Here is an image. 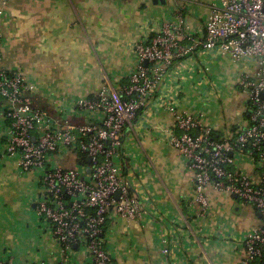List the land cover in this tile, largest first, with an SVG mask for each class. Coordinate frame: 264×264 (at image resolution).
Masks as SVG:
<instances>
[{"label":"crops","instance_id":"obj_1","mask_svg":"<svg viewBox=\"0 0 264 264\" xmlns=\"http://www.w3.org/2000/svg\"><path fill=\"white\" fill-rule=\"evenodd\" d=\"M0 8V67L24 72L35 88L33 106L72 123L99 121L98 114H81L74 102L94 98L106 80L116 87L128 83L136 65L134 44L150 25L173 20L176 10H182L198 35L209 14V4L202 0H0ZM233 68L228 58L201 52L174 61L152 97L125 125L120 137L123 175L144 215L131 220L110 212L105 249L112 264L239 263L241 237L260 225L261 215L211 186L206 189L210 214L193 215L188 205L193 173L166 132L172 125L171 104L212 124L216 135L244 125L247 100L233 82ZM237 90L241 93L235 96ZM3 102L0 98V106ZM7 125L0 115V259L88 264L85 247L75 244L62 253L38 218L33 199L39 194L40 172H21L17 157L5 153ZM60 163L78 164L70 153ZM163 243L169 248L165 259Z\"/></svg>","mask_w":264,"mask_h":264},{"label":"built area","instance_id":"obj_2","mask_svg":"<svg viewBox=\"0 0 264 264\" xmlns=\"http://www.w3.org/2000/svg\"><path fill=\"white\" fill-rule=\"evenodd\" d=\"M202 1L209 4V14L201 34L195 35L182 10H176L173 20L154 22L135 42L136 65L128 83L116 87L106 80L94 98L74 102L81 114L89 118L98 114V122L72 123L66 116L56 118L34 107L35 88L26 74L0 67L4 101L0 115L8 123L4 150L17 157L21 172H40L35 211L62 253L79 244L89 254L88 264H112L105 249L110 212L131 220L144 215L131 182L123 175L121 133L166 78L173 62L201 52L210 58H228L233 64L238 72L236 85L247 100V121L215 138L212 124L171 104L168 143L193 173L188 202L193 215L210 214L208 186L236 196L261 215L260 225L241 237L238 264H264V0ZM67 153L78 164L62 165L60 159ZM160 252L165 259L168 246L163 243ZM0 264L17 263L7 258Z\"/></svg>","mask_w":264,"mask_h":264},{"label":"rangeland","instance_id":"obj_3","mask_svg":"<svg viewBox=\"0 0 264 264\" xmlns=\"http://www.w3.org/2000/svg\"><path fill=\"white\" fill-rule=\"evenodd\" d=\"M232 72H233V74H234V80H233V82H234V84H236L235 73L237 74L238 72H237L235 69H233ZM201 92H202V91H201ZM236 92H237V93H235V96H236L237 94H240V93H241L240 90H237ZM203 101H206V100L203 99ZM207 105H208V104H207ZM210 106H211V104H210ZM207 107H208V106H207ZM74 165H75V163H74ZM74 165H73V166H74Z\"/></svg>","mask_w":264,"mask_h":264},{"label":"water","instance_id":"obj_4","mask_svg":"<svg viewBox=\"0 0 264 264\" xmlns=\"http://www.w3.org/2000/svg\"><path fill=\"white\" fill-rule=\"evenodd\" d=\"M158 1H159V0H153L154 3H158ZM160 2H164V0H160ZM146 63H147V62H145V64H146ZM86 162L89 163V162H90V158H87V159H86ZM119 194H120V192L118 191V192L115 194V196L118 197Z\"/></svg>","mask_w":264,"mask_h":264},{"label":"trees","instance_id":"obj_5","mask_svg":"<svg viewBox=\"0 0 264 264\" xmlns=\"http://www.w3.org/2000/svg\"><path fill=\"white\" fill-rule=\"evenodd\" d=\"M213 137L217 138V135L214 133V134H213ZM121 159H122V162H123V166H126L125 163H124V162H125L124 157H122Z\"/></svg>","mask_w":264,"mask_h":264}]
</instances>
